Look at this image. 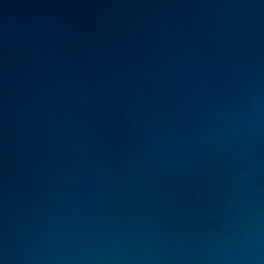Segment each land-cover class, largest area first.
Masks as SVG:
<instances>
[{"label": "water", "instance_id": "1", "mask_svg": "<svg viewBox=\"0 0 264 264\" xmlns=\"http://www.w3.org/2000/svg\"><path fill=\"white\" fill-rule=\"evenodd\" d=\"M0 264H264V0H0Z\"/></svg>", "mask_w": 264, "mask_h": 264}]
</instances>
